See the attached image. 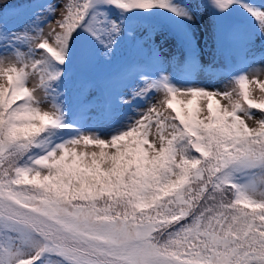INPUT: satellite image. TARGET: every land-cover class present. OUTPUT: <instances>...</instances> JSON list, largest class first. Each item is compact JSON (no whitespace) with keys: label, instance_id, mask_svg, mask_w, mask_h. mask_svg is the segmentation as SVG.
I'll return each mask as SVG.
<instances>
[{"label":"snow or ice","instance_id":"1","mask_svg":"<svg viewBox=\"0 0 264 264\" xmlns=\"http://www.w3.org/2000/svg\"><path fill=\"white\" fill-rule=\"evenodd\" d=\"M256 111L264 0H0V264H264Z\"/></svg>","mask_w":264,"mask_h":264},{"label":"rangeland","instance_id":"2","mask_svg":"<svg viewBox=\"0 0 264 264\" xmlns=\"http://www.w3.org/2000/svg\"><path fill=\"white\" fill-rule=\"evenodd\" d=\"M210 22L206 21L205 22V26H207ZM199 83L201 84H205L207 83V77L201 75L199 77ZM228 82V77L226 75L224 76H221L215 83H216V87H219L221 89L224 88L225 84H227ZM254 87V91L252 93L253 97L256 98V99H259L260 95H261V92H260V89L257 87V86H253ZM255 111V110H254ZM261 113L256 111V119H259L261 117ZM247 123H249L250 126H253V121L252 120H248Z\"/></svg>","mask_w":264,"mask_h":264},{"label":"trees","instance_id":"3","mask_svg":"<svg viewBox=\"0 0 264 264\" xmlns=\"http://www.w3.org/2000/svg\"><path fill=\"white\" fill-rule=\"evenodd\" d=\"M20 2H23V0H20ZM261 2H262V0H255V3H257V4H260ZM261 115H264V114L261 113ZM249 211H250V209H249Z\"/></svg>","mask_w":264,"mask_h":264}]
</instances>
